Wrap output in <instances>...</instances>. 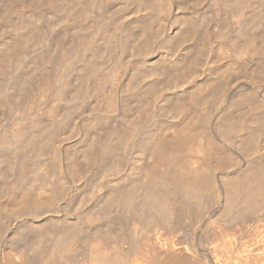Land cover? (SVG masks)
<instances>
[{
  "label": "rangeland",
  "instance_id": "obj_1",
  "mask_svg": "<svg viewBox=\"0 0 264 264\" xmlns=\"http://www.w3.org/2000/svg\"><path fill=\"white\" fill-rule=\"evenodd\" d=\"M231 1L233 4L231 3ZM254 1V5L256 3L258 4L257 6H252V2H249V4L251 3L249 5L246 1L244 3L248 5H246V7L243 6V9L241 8V11V9H238L239 7L237 5L235 6L234 0H229V2L228 0H222V2L225 4H222V6L220 5V0H103V2L107 3V5L109 6V12L106 10L107 12L103 13L101 9L99 10V2H101V0H0V54L2 53L0 58L4 56L3 53L5 54L6 49L11 43L10 41H13V43H11L12 46L16 43L14 41H17V43H19V41H23L24 37H26L24 44L23 42H21L23 44L22 47L24 50L21 51L22 55L13 57V60L10 59L9 61H7V65L5 66V69L7 71L4 70L5 73L2 72L4 76H1L2 73L0 74V78L2 77L0 81V105L3 106H0V114L2 115H0V148L3 147L2 151L1 149L0 151L5 152L6 149V153H8L7 159L5 158L6 153H0V175L1 173L4 174L0 176L3 178L2 180L0 178V264H4L5 262L7 264H32L33 262V264H37L38 262L34 261L36 259L30 256L31 252L28 254L29 250H26L27 246H25V237L29 235V233L32 234L35 231L42 229L43 227L41 226H44V224H41L45 223L44 221L46 220L49 221V218H55L57 220V223L52 225L54 229L62 226V224L65 222V219L70 222L72 221L71 223H75L77 219L81 221V224L85 222V226L84 224L81 225L80 234L82 233V237L79 235L74 243V246L71 245V248H73L72 250H70V256L71 260L79 259L81 257H84V255L86 256V252L87 254H89L87 242L89 241L88 243H98L99 240L101 242V238L98 236L104 235V233L107 234L113 229L111 222L108 223L111 218H105L107 216H110L111 213L114 212V210H109L106 206H103L106 203V200L104 201V199L102 200V198L108 197V195L105 194H109L112 190V193H114L116 190H119L118 188L125 189L129 186V184L135 182V179L133 180V176L132 179L129 180L124 178H129L128 175L130 176L133 174L136 178V174L138 173L136 171L137 169H139L137 168L139 167L138 165H141L142 163L148 164L151 160L153 163H156H154L156 167L162 168L167 164L166 159L171 158L176 154V156L180 158L181 166L184 164L186 165L184 166V168L187 169L191 166L189 169H193L192 171H200L199 169H201V172H205V174L206 172H208V174H211L213 176L211 177L210 175V177L212 178L211 185H213L212 189L214 190L213 193L211 190L206 194L208 196H205L204 201L201 205L202 209H204L203 212L205 213L203 214L206 217H204V222L202 224L200 221L197 222V220H195V222L192 221L193 223H190V216L192 212L190 211L189 214L188 211L191 209L188 206L191 207V204H193L192 201L187 200L189 201L187 202L186 200L183 201L182 199L178 200L179 198L175 199L176 205L182 211V213H184V217L182 219L183 224H181L182 227L178 228L177 230L171 231L168 229L169 227H166V225H164L163 223L161 224L162 219H160L157 231L158 233H161V235L163 236L161 237L162 239H164L163 242L165 241V243L167 244L164 245L165 243H163L161 244V246L164 245L165 247H159V249L163 251L161 252L162 254L158 256V258H160H157V261L156 258L153 260L151 259L150 261L153 264H157L159 261L160 263L158 264H264V220L258 221L255 224L256 226L254 225L251 228L248 227L250 225V222L244 221L236 225H231L230 223L226 222L228 221V217H226V219L223 217L226 215L229 216L226 211H223L224 208H222L223 206L225 207L224 204H227L228 200L227 202L224 201L226 198L222 197L220 194V191L227 192V185L224 184V182H227V178L230 176V174L233 175V173L239 171H246V168L253 163L252 160L254 162L264 161L262 159L264 157V139L262 141V137L264 136V132H262L264 130V5L262 3H264V0ZM229 3H231V5H229ZM157 5L160 6V11H158L159 13L157 12L158 14L154 13L155 15L153 14V16L149 11H151L154 7L156 8ZM85 6H88V13L84 14L85 17H83L85 19L83 21V18L78 19L79 21L83 22L82 24L79 25L80 22L78 20L67 16L69 15V13L70 15L73 12L76 13L75 11H79V8L82 9ZM235 7H238L236 10H238L239 12L235 10ZM113 8L116 9L113 10ZM234 11H236L237 13H235ZM148 12L151 14L149 15ZM240 12H242L243 15ZM238 13L239 15H241V18L237 17ZM115 15L116 17H114ZM66 17H68L69 19ZM70 19L72 20V22ZM186 19L187 21L191 20L190 22L193 23L187 24L189 22L188 21L186 24H184ZM63 20L66 22L63 23ZM179 21L180 23L182 22V24H180ZM68 22L71 25H69ZM73 22L78 23L76 24L77 26L75 25V23L73 24ZM186 25L191 26L192 29L194 26V29L198 31L197 33H200L202 36H200V34H197L198 36H200V38L197 35L196 38L193 35H189L190 37H188V35L187 37H182L184 29L187 28ZM100 26H106L104 28L105 31H109V34L113 32L111 34V39L113 37L116 39H113V41L110 39L111 43L109 42L108 44L109 39L107 37L101 36L103 35L102 33L104 32V29L102 27L100 28ZM122 27L123 32L126 31L124 29L129 28L130 31L128 32L127 30V34L125 32L123 33L121 32ZM34 31L36 34H38L36 35V37L34 36ZM246 31L248 33H246ZM66 33L68 35H66ZM131 33L133 34V36L131 35ZM42 34H44L46 39L41 36ZM56 34L61 35V37L63 36V38H65L64 36L66 35L67 38H65V41L67 39V41L70 42H65L68 43L67 49L71 52V54H69V51L67 50L68 53L64 56H68V54L70 57L73 56L71 57L73 58L72 60L69 59L70 57L68 56V59L71 61H68L67 57L64 58L66 59L65 61L67 63L70 62L68 64L66 62L64 64V61H62L63 58L59 57L62 54L61 48L56 47V50L54 51L56 45L51 44V42L53 41H51L50 39H53L54 36H57ZM253 34L255 36H252ZM124 35H126V37L123 38L125 41L123 40L124 43L122 44L120 43L122 42L121 37H123ZM128 35L131 36L129 37ZM178 35L180 37H178ZM37 36L41 37L42 39L39 38L41 39L39 40ZM251 36L252 38H250ZM90 37L93 40H91V43L88 44L89 40L91 39ZM253 37H255L256 39ZM106 38L108 39V41ZM186 38H188L187 40L192 38L191 40L193 41L190 40L192 43L189 41H182L186 40ZM180 40L182 41V43H180ZM245 40H248V42L250 41V43H248V45L250 44L249 46L246 45L247 42H245ZM251 41H254L255 44H253L257 46V48L253 44L251 45ZM236 42H240L241 45L239 46L240 43L236 45ZM177 43H179L181 47ZM242 43L245 44L242 46ZM85 44H87V46ZM184 44H186V46ZM51 45L53 46V48ZM70 46L71 50L69 49ZM95 46L96 49L98 48L100 51H96ZM120 46L123 47L121 48ZM244 47L246 49H244ZM2 48H5V51ZM185 49L189 50L185 51ZM253 49H255V51ZM58 51L59 53H57ZM190 51L191 53H193V55L190 53ZM95 52H99L101 53V55ZM185 52H189L192 56ZM56 53L59 54V56H57ZM92 53H94V55H92ZM96 55L98 57H96ZM188 55L190 58H192L191 60ZM91 56H94V58L96 59L92 58L94 61L90 60ZM113 56L115 57V60L113 59ZM117 56L120 58L121 63L119 62V59H117ZM89 57L90 59H87ZM194 57L196 58L195 60L197 63L194 62ZM59 58H61V61L59 63L60 65L57 64L58 62H54L58 61ZM88 60L91 62L90 64H87ZM114 62H117L116 64L120 65H116ZM61 63L64 65H62ZM79 63L83 64L80 65ZM54 64L56 67H58L56 68ZM77 65H79V69L77 68ZM91 65H93V67ZM191 65L192 67H190ZM63 66H66L67 69ZM186 66L189 67L186 68ZM59 67L65 69L63 70ZM80 67H83L82 74L84 76L79 75V70L81 69ZM58 68L59 70H61V73H58ZM90 69L93 70L92 72L94 74L91 73ZM111 69L113 71H116L112 73ZM86 71L88 73L90 71L89 77L85 76V74L88 75V73H85ZM155 72H160L161 74L165 75L160 76L159 73L156 74ZM76 73L79 74L77 75ZM20 74L26 76L27 78L34 77L35 79H32L33 83L35 81H39L41 85L39 84L37 87L36 82L34 83V86L33 83L29 81V83L26 82L25 85L24 81H19ZM45 75H47V77H49L50 79V81L48 80V78L46 80L49 82H46L44 80V84H46L47 87L46 85L42 84L43 79H46L44 78ZM15 78H17L18 80H15ZM80 78H82V82H78L81 81ZM89 78L92 79L90 80ZM69 79V86L72 87V85H74L72 87V91V88L70 90H65V85L62 87L64 82ZM86 79L88 83L84 82ZM11 83L15 84L11 85ZM22 83H24L26 87L22 86L24 88L19 90V85H23ZM75 83L78 86H75ZM82 83L86 85L83 86ZM28 84L30 85L27 87ZM88 84L90 87L87 86ZM41 86H45V89ZM60 86L62 87V89L64 88L66 92L68 91V93H65L63 90H61ZM79 86L80 88H78ZM153 86L156 87L152 88L153 90H151V87ZM81 87L83 89L85 87L84 91L83 89H81ZM15 88L18 89L15 90ZM25 88H27V90ZM30 88H32L31 91ZM59 89L64 93L60 92ZM58 90L60 93L58 92ZM86 90H88V92ZM150 90L152 92H150ZM27 91L29 93H26ZM146 91H149L148 94ZM32 92L34 93L32 94ZM20 93H23V95L20 96ZM58 93L61 97H63V94L65 97L66 94V99L59 97L57 95ZM2 100L6 102L4 103ZM11 102H14L13 106L11 105ZM131 103L135 105L134 109ZM173 103L183 105L185 106V108H187L188 106V110L184 109L183 112H181L180 110H173L174 112H172L169 105H172ZM137 105H139L140 107H137ZM131 107L132 112L130 110ZM168 107L170 108V110L167 114L166 112L168 111L167 109H169ZM18 108H20L21 110ZM128 109L130 111H128ZM178 112H181L182 114ZM138 115L142 116L143 119ZM247 115L249 116V119H253L255 116L258 117L259 120L256 118L258 123H256V121L254 122L258 125L257 127L261 129L260 132V129H258L257 127L256 129L255 125L254 128L258 132L253 127H249L252 131V133L250 131V134L248 133L250 129L247 128V131L240 130L241 132H238L240 135H238V133L237 136L236 134H231V136L230 134H228V137H225L223 135L224 133H222L221 130L218 129V123L222 119H228L230 121L233 119L232 121L237 122L238 120L240 121V118L245 117L246 119H248ZM251 116L253 118H251ZM138 118H141V122H139L140 120ZM245 118L243 120L241 119L240 122L246 121ZM32 120L33 126L37 121H39L40 123L37 122V126L35 125L34 127H31ZM192 120H194V122L197 121V124H191ZM135 122L138 123L137 126ZM140 123L142 126L140 125ZM130 124L133 126L135 125V130H137L133 132L135 126L130 127ZM145 124H147L148 126ZM58 125L61 130L58 128ZM143 125H145L146 127ZM182 125L184 128L182 127ZM25 127H27L29 131L32 128H35L33 129L34 131L36 130V128L40 129L38 130V132L37 130L35 131L36 137L34 135V131H32L33 133H31L34 135V137L30 135V138H28L27 135L29 136V134L31 133L27 132L28 130ZM46 127L47 129H45ZM126 127H129V129H127ZM140 127L142 128L140 129ZM143 127L145 128V130L143 129ZM43 128L47 132L45 130L42 131ZM151 128L154 129V132H158V137L157 135L155 136L156 132L154 133ZM16 129H18L19 131H24L25 138L22 137L24 140L20 139L21 142H19L20 140L18 142H15L11 146V150L9 149L11 147L3 146V142L6 139L10 138V136H12L15 131H17ZM119 130L121 132H118ZM125 130L127 134L130 132L132 134V136H130L131 134H125L129 139L127 141L128 143H125L127 138H125L126 136H123L124 134H122L123 132H125ZM242 131L247 136L246 138V136L243 134L244 139H246L244 141H247L248 138L252 137V140H254L253 145L251 142V144H248V142L241 141L243 139V136H241ZM42 132H45V135ZM55 132H57V134ZM109 132L110 135H113V133L114 135L110 136L109 134H106ZM253 132L255 135H258L260 133L257 136L258 139L256 143V137L255 135H253ZM38 133H40V135L42 133L41 136L44 137V141H41L43 140V138L39 137L40 135ZM119 134L120 138L118 139L123 140V138H125V141L123 140L124 142H119L117 140ZM220 134L223 138H225L223 139ZM153 135L154 138L157 137L156 139L161 137L162 140L163 138V143H166L163 145L167 146V153L169 152L168 156L170 155V153L171 155L172 153L175 155H170L171 157L167 158L166 152H163L164 155H161L162 153H160V156L159 153L157 154L156 152H154L155 144L153 143L156 139L153 138ZM194 135H196L197 137ZM45 136H49L50 139H46ZM38 137L42 139L39 140ZM259 137L261 140L259 139ZM26 138L27 140H25ZM99 138L108 140V142H106L107 145L110 146L109 148H111L109 149L110 151H106L105 149L103 150V152L106 153H103L102 151L98 152L96 140L98 141ZM149 138H151L152 140ZM233 138L235 141L233 140ZM144 139H146V141H149L148 145H146L149 146L147 147V149L151 150V152L152 150H154L153 152L155 154L153 152L151 153L149 150V152H147V149H144V146L147 143L144 141ZM213 139L218 140H216L215 142ZM231 140H233L234 143ZM23 141H26V143ZM93 141L95 142V144L93 143ZM115 141L118 144L115 143ZM210 141L211 144L213 142L212 145L209 144ZM217 141L219 142V144L217 143ZM142 142L143 144H141ZM168 142H170V144ZM17 143L21 145H18L19 148L17 146ZM89 143H93L92 147L94 148H92ZM119 143H121V145ZM171 143L174 144V146L172 144L173 147H175V145L177 146L175 148L177 149V151H175L172 146L171 148L168 147V145L170 146ZM180 143L182 144L180 145ZM239 143L241 146H239ZM242 143L247 144L242 145ZM257 143L259 144V148H257ZM30 145L33 146V148ZM41 145L47 149V152L46 150L44 151L41 147H38ZM213 145H216L215 147H217V149ZM245 145L247 146V148H245ZM13 146H15L16 149ZM24 146H26L27 148ZM252 146L256 147L255 149L258 152L254 150ZM22 147L24 148L23 150ZM178 147L180 148V150H178ZM37 148L39 149V151ZM90 148H92L93 150L91 149L90 151ZM168 148L171 150H169ZM142 149L143 151L146 150V152H142ZM244 149L248 150L243 151ZM251 149L255 152H253L254 155L252 154V156L250 154L252 153ZM32 150L35 152H33ZM204 150H206V153H208L207 155L204 153ZM210 150L212 151L210 152ZM249 150L251 152H248ZM37 151L38 154L42 156L37 155ZM140 151L146 155L141 154L143 156H138L141 153ZM32 152L35 154H33ZM21 153H23L24 156ZM94 153H97V155L101 159ZM150 153L152 155V158L154 159L148 158L151 157ZM178 153L180 154V156ZM216 153L218 154V156L215 155ZM246 153H248V156H251V158H248ZM258 153L259 155H262L259 156ZM9 154L13 156H9ZM91 154H93L94 157L96 156V158L93 159V155L91 156ZM18 155L21 156L18 158H20L19 160L23 162V165L27 170L23 167L22 170H20L21 167L17 168V166H20L18 165L20 161L18 160L19 162H17V160L14 159H17ZM26 155L28 158H25ZM164 156H166V159L164 158L166 162L162 159ZM10 157L14 161H16V163L13 161L14 165L10 164L12 163V159H10ZM23 157L25 159H23ZM29 157L31 160H29ZM155 158L158 162L155 161ZM186 159H189V161H187ZM217 159H219L220 162L219 160L217 161ZM247 159L249 160L247 161ZM250 159H252L251 163H249ZM26 160H29V162H27ZM160 160L164 162V164L162 163V165H160ZM73 161L75 163H73ZM186 162L188 163L186 164ZM215 162H219L221 166L217 163L216 166L213 165ZM45 163H47L48 166ZM151 163L149 164L153 166ZM44 164L47 166V168L44 167ZM71 164H73V166ZM74 164L76 165V167L74 166ZM50 167L53 170H51ZM81 167H84V169H82ZM196 167H198V169ZM80 169H82L84 172ZM16 171L18 174H16ZM21 171H23V174ZM130 172H132L133 174H130ZM44 175L49 176L45 177ZM118 177H121V179H119ZM111 181L113 183L115 182L116 185L111 184ZM139 196L141 197V195ZM21 199H30L26 200L28 204H31L27 209L32 210L26 211V214L23 215H16L17 208L19 207H17V203ZM100 200L101 202L103 201L105 203H103L102 205ZM73 201H75V203H73ZM13 205L14 207H17L15 208L16 210H14ZM32 206L36 208H33ZM74 206H76L77 208H73ZM43 207H45L46 209ZM100 207L108 209L109 211H111V213L108 211L110 213L109 214L107 210L105 212V209L102 210V208ZM35 209L37 211V214L34 215V213H36ZM221 211H223L224 213ZM68 212L70 214H68ZM121 212L124 214L123 216L125 217V219H123V216L122 219L123 221H125V223L127 221V223H129V226L133 227L134 225H137L139 227V225L137 224V218L135 214L131 212V210H129V212H124L123 209V211ZM262 212L263 214H259L261 217L262 215H264V210ZM107 213L108 215H106ZM132 213L136 220L133 218ZM186 214H189V217ZM78 217H80V219ZM187 221L189 223H187ZM31 223L33 224L34 228L30 226L32 225ZM38 223H40V227H38ZM97 226L99 227L97 228ZM100 227H104L103 230L102 228L100 229ZM28 228L29 230H26ZM32 228L36 229L33 230ZM96 228L99 231L102 230L101 232L103 234H99ZM82 229L84 230V232ZM105 230H108V232H106ZM84 237L86 238V240H84ZM21 238L23 239L21 240ZM87 238L89 240H87ZM165 239L167 240V242ZM131 243L132 240L127 238L126 241L122 242L123 245L121 246L127 248L132 245ZM77 246H79L78 249L76 248ZM187 246H192L193 250L191 249L183 251ZM75 249L79 250L80 253L79 251L75 253L77 251H75ZM81 251H85V253H83L82 255ZM164 252L168 254L167 255L165 253L167 256H176L175 258L177 259L175 263H162L164 257L166 256ZM168 252H173L174 254ZM182 252L184 253L182 254ZM71 253H75V257H73L74 255L72 254V256ZM161 256L163 258H161ZM57 261L58 259L53 258L52 262L50 261L51 263L49 264H61V262L62 264H66V262H64L65 260L62 261L61 259L60 261ZM80 261V263L78 262V264H82L83 262L85 263L84 258H82V260ZM150 261H148L147 263L152 264ZM38 264L42 263L39 262Z\"/></svg>",
  "mask_w": 264,
  "mask_h": 264
},
{
  "label": "bare ground",
  "instance_id": "obj_2",
  "mask_svg": "<svg viewBox=\"0 0 264 264\" xmlns=\"http://www.w3.org/2000/svg\"><path fill=\"white\" fill-rule=\"evenodd\" d=\"M15 1V0H14ZM107 1V0H106ZM215 1V0H214ZM219 1V0H218ZM225 1V0H224ZM248 2V4H249V2H252L253 3V1L254 0H251V1H248V0H234V4H235V6L237 5L238 7V9H241L243 6L244 7H246V5H248V4H245L244 2ZM256 1H258V0H256ZM43 2V1H42ZM228 2H229V0H228ZM255 2V1H254ZM260 2V1H259ZM109 3H110V1H109ZM155 3V2H154ZM191 3V2H190ZM231 3H232V1H231ZM231 3H229V5H231ZM261 3V2H260ZM44 4V3H43ZM90 4V3H89ZM89 4H88V6H89ZM194 4H195V2H194ZM222 4L223 5H225L223 2H222V0H220V5L222 6ZM226 4H227V1H226ZM233 4V3H232ZM251 4V3H250ZM249 4V5H250ZM263 5H264V3H262ZM261 4V5H262ZM110 5V4H109ZM112 5V4H111ZM150 5V4H149ZM171 5V4H170ZM197 5V4H196ZM219 5V4H218ZM252 6L254 5V3L253 4H251ZM255 5L257 6L258 4H256L255 3ZM254 5V6H255ZM260 5V6H261ZM84 6V5H83ZM88 6H85L84 8H82V9H80L79 8V11L77 12V11H75L76 13H72V14H74V15H70V13H69V15H67L68 17H72V18H74L75 20H78V19H80V18H83V17H85V15L84 14H87L88 12ZM233 6V5H232ZM97 7H98V5H97ZM135 7V6H134ZM224 7V6H223ZM248 7V6H247ZM262 7V6H261ZM139 8V7H138ZM236 7H235V10L237 9ZM255 8V7H254ZM101 9V11L104 13H106L107 11H108V9H109V6L107 5V3H105V2H103V0H101V2H99V10ZM112 9V8H111ZM110 9V10H111ZM116 9V8H115ZM114 8H113V10H115ZM190 9V8H189ZM193 9V8H192ZM233 9V8H232ZM243 9V8H242ZM242 9H241V11H242ZM260 9V8H259ZM107 10V11H106ZM263 10V9H262ZM100 11V12H101ZM112 11V10H111ZM147 11H148V9H147ZM158 11H160V6H156V8L154 7L151 11H149V12H151V13H149V15L151 14V15H153L154 13H157ZM237 12H239L238 10H236ZM236 11H234L235 13H237ZM109 12V11H108ZM120 12V11H119ZM233 12V13H234ZM263 12V11H262ZM159 13V12H158ZM157 13V14H158ZM234 13V14H235ZM241 14H242V12H240ZM264 13V12H263ZM109 14V13H108ZM83 15V16H82ZM155 15V14H154ZM153 15V16H154ZM239 13L237 14V17H239V18H241V15H239ZM243 15V14H242ZM110 16V15H109ZM68 17H66V18H68ZM114 17H116V15L114 16ZM71 18V19H72ZM103 18V17H102ZM180 18H182V17H180ZM190 18V17H189ZM69 19V18H68ZM70 19V20H71ZM85 18H83L82 19V21L84 20ZM69 20V21H70ZM193 20V19H192ZM64 21V20H63ZM62 21V22H63ZM79 21V20H78ZM101 21V20H100ZM176 21H178V20H176ZM184 21V20H183ZM189 21V20H188ZM187 19H186V21H185V23L184 24H186L187 22ZM191 21V20H190ZM188 22L187 24H190L191 22ZM66 21H64L63 23H65ZM71 22H72V20H71ZM77 22V21H76ZM80 23H79V25L80 24H82L83 22H81V21H79ZM199 22V21H198ZM69 23V22H68ZM75 22H73V24H74ZM179 23H180V21H179ZM193 23V22H192ZM191 23V24H192ZM37 24V23H36ZM72 24V25H73ZM76 24H78V23H75V25ZM180 24H182V22L180 23ZM38 25V24H37ZM68 25V24H67ZM69 25H71L70 23H69ZM27 26H29V25H27ZM77 26V25H76ZM185 26V25H184ZM102 26H100V28H101ZM106 26H104V27H102L103 29L105 28ZM108 27V26H107ZM181 27H183V26H181ZM186 29H184V33H182V37L183 36H186L187 37V35H188V37H190L191 35H193V36H195V38H196V35L197 34H200V33H197L198 31H196L195 29H194V26H193V29H192V27L191 26H187L186 25ZM29 29V28H28ZM34 29V28H33ZM42 29V28H41ZM183 29V28H182ZM106 30H108V29H106ZM110 30V29H109ZM124 30H126V31H124L125 33L127 32V30H128V32L130 31V28L129 29H124ZM133 30V29H132ZM131 30V31H132ZM207 30V29H206ZM35 31H38V30H35ZM35 31H34V33H35ZM103 31V30H102ZM182 31V30H181ZM30 32V31H29ZM100 32V31H99ZM98 32V33H99ZM111 32H112V30H111ZM121 32H123V27H122V31ZM123 32V33H124ZM134 32V31H133ZM199 32H200V30H199ZM44 33V32H43ZM113 33V32H112ZM112 33H110L109 34V31L107 32V31H105V29H104V32L102 33L103 35H101V36H104V37H107L108 39H109V41H108V39H107V41H108V44H109V42H110V39H111V37H112ZM246 33H248L247 31H246ZM64 34V33H63ZM127 34V33H126ZM129 34V33H128ZM22 35V34H21ZM36 35H38V34H36L35 33V37H36ZM57 36H54L53 37V39L51 38H48V39H50L51 41H53V42H51V44L52 45H56L55 46V49H54V51L56 50V47L58 48V47H60L61 48V52H62V54H61V56H59V54H57V53H59V51L56 53L57 54V56H59V57H61V58H63V60L62 61H64V64H65V60L66 59H64L65 57H67V59H68V56H69V54H71V52L67 49L68 47V43H65L66 41H67V39H66V41H65V38H67L66 37V35H68L67 33H66V35L64 36L65 38H63V36L61 37V35H59V34H56ZM59 35V36H58ZM115 35V34H114ZM131 35L133 36V34L131 33ZM130 35V36H131ZM190 35V36H189ZM251 35V34H250ZM40 36V35H39ZM39 36H37V38L39 39V38H41V37H39ZM42 37H44L45 38V36H44V34H42L41 35ZM49 36V35H48ZM129 36V35H128ZM129 36V37H130ZM192 36V37H193ZM198 36V35H197ZM200 36H202L201 34H200ZM200 36H198L199 38H200ZM206 36V35H205ZM252 36H255L254 34L252 35ZM252 36L250 37V38H252ZM21 37V36H20ZM29 37V36H28ZM116 37V36H115ZM124 37H126V35H124L123 37H121V41L122 42H120V43H124L123 42V38ZM178 37H180L179 35H178ZM248 37H249V34H248ZM257 37V36H256ZM25 38L26 37H24V40L22 41L21 40V42H23V44H24V41H25ZM31 38V37H30ZM91 38V37H90ZM194 38V37H193ZM194 38V39H195ZM253 38H255V37H253ZM14 39V38H13ZM16 39H19V38H16ZM22 39V38H21ZM42 39V38H41ZM41 39H39V40H41ZM46 39V38H45ZM69 39V38H68ZM105 39V40H106ZM113 39H116V38H112L111 40L113 41ZM172 39V38H171ZM184 39H185V37H184ZM188 38H186V40H182V41H189V42H191V41H193V40H191V39H189V40H187ZM203 39V38H202ZM206 39V38H205ZM256 39V38H255ZM254 39V40H255ZM28 40V39H27ZM26 40V41H27ZM91 40H93L92 38L89 40V42H88V44H90L91 43ZM191 40V41H190ZM204 40V39H203ZM207 40V39H206ZM252 40V39H251ZM125 41V40H124ZM177 41V40H176ZM181 41V40H180ZM179 41V42H180ZM182 41L180 42V43H182ZM195 41V40H194ZM11 43H13V41H10ZM14 42H16L15 44H13L12 46H11V43L9 44V46H8V48L6 49V52H5V54L3 53V57H1L0 58V74L2 73V72H4V70H6L5 69V66L7 65L6 64V62L7 61H9L10 59H12L13 57H18L19 55H22V53H21V51H24L23 50V47H22V43L19 41V43H17V41H14ZM42 42V41H41ZM67 42H69V41H67ZM196 42H197V39H196ZM195 42V43H196ZM244 42V41H243ZM245 42H247V44L246 45H248V43H250V41L248 42V40L246 41L245 40ZM252 42V41H251ZM9 43V42H8ZM43 43V42H42ZM48 43V42H47ZM70 43V42H69ZM111 43V42H110ZM126 43V42H125ZM145 43V42H144ZM192 43V42H191ZM240 42H236V45L237 44H239ZM254 43V41L251 43V45ZM5 44H7V43H5ZM119 44V43H118ZM148 44V43H147ZM177 44H179V43H177ZM188 44V43H187ZM235 44V43H234ZM245 44V43H244ZM243 43H242V46L244 45ZM255 44V43H254ZM253 44V45H254ZM42 45V44H41ZM50 45V44H49ZM51 45V46H52ZM86 46H87V44H85ZM95 45V44H94ZM121 45V44H120ZM145 45V44H144ZM185 46H186V44H184ZM233 45V44H232ZM241 45V43L239 44V46ZM250 45V44H249ZM248 45V46H249ZM7 46V45H6ZM79 46V45H78ZM90 46V45H89ZM93 46V45H92ZM91 46V47H92ZM99 46H101V45H99ZM113 46V45H112ZM148 46V45H147ZM179 46H180V44H179ZM184 46V47H185ZM241 46V47H242ZM255 46V45H254ZM254 46H252V47H254ZM50 47V46H49ZM94 47V46H93ZM118 47V46H117ZM121 47V46H120ZM123 47V46H122ZM121 47V48H122ZM126 47V46H125ZM143 47V46H142ZM149 47V46H148ZM181 47V46H180ZM180 47H179V49H180ZM235 47H238V46H235ZM247 47V46H246ZM251 47V46H250ZM256 48H257V46H255ZM52 48H53V46H52ZM59 48V49H60ZM71 48V46L69 47V49ZM113 48V47H112ZM248 48V47H247ZM4 51H5V48H2ZM44 49V48H43ZM47 49V48H46ZM95 49H96V46H95ZM120 49V48H119ZM240 49V48H239ZM244 49H246L245 47H244ZM243 49V50H244ZM252 49V48H251ZM52 50V49H51ZM58 50V49H57ZM69 51V54H68V56H64L65 54H67L68 53V51ZM71 50V49H70ZM94 50V49H93ZM100 51L98 48L96 49V51ZM121 50V49H120ZM124 50V49H123ZM143 50V49H142ZM178 50V49H177ZM186 50H189V49H185V51ZM242 50V49H241ZM254 51H255V49H253ZM3 51V52H4ZM112 51V50H111ZM119 51V50H118ZM192 51V50H191ZM191 51H190V53H191ZM240 51V50H239ZM47 52H49V51H47ZM52 52V51H51ZM178 52V51H177ZM181 52V51H180ZM236 52H238V51H236ZM241 52V51H240ZM46 53V52H45ZM95 53H98V54H100L101 55V53H99V52H95ZM120 53V52H119ZM185 53H187V52H185ZM189 52L187 53V54H189V55H193V53H191L190 54ZM242 53V52H241ZM2 54V53H1ZM1 54H0V56H1ZM40 54V53H39ZM97 54V55H98ZM112 54V53H111ZM186 54V55H187ZM64 57H63V56ZM92 55H94V53H92ZM96 55V57H98ZM189 55H188V57H189ZM191 55V56H192ZM199 55V54H198ZM56 56V55H55ZM54 56V57H55ZM115 56V55H114ZM113 56V57H114ZM185 56V55H184ZM70 57V56H69ZM71 57H73V56H71ZM69 58V59H73V58ZM118 57V56H117ZM116 57V58H117ZM42 58V57H41ZM61 58H59L58 59V61H54V62H58L57 64L58 65H60L59 63H60V61H61ZM96 59V58H94V56L92 57L91 56V59H90V57L89 58H87V59H90V60H93V59ZM100 58V57H99ZM190 58V57H189ZM68 59V61H71V60H69ZM114 60H115V57L113 58ZM117 59H119V62H120V58L118 57ZM192 58H190V60H191ZM196 58L194 57V60H195ZM13 60V59H12ZM19 60V59H18ZM56 60H57V58H56ZM86 60V59H85ZM99 60V59H98ZM122 60V59H121ZM15 61V60H14ZM49 61V60H48ZM94 61V60H93ZM185 61V60H184ZM35 62V61H34ZM42 62V61H41ZM44 62V61H43ZM46 62V61H45ZM50 62V61H49ZM117 62H118V60H117ZM116 62V63H117ZM195 63H197L196 62V60L194 61ZM22 63V62H21ZM25 63V62H24ZM31 63V62H30ZM38 63V62H37ZM48 63V62H47ZM63 63V62H62ZM61 63V64H62ZM67 63V62H66ZM68 63H70V62H68ZM67 63V64H68ZM90 64L91 62L88 60V62H87V64ZM115 63V62H114ZM115 63V64H116ZM121 63V62H120ZM191 63V62H190ZM189 63V64H190ZM9 64H10V62H9ZM64 64H62V65H64ZM80 64V63H79ZM83 63H81L80 65H82ZM87 64H86V66H87ZM115 64H114V66H115ZM37 65V64H36ZM40 65V64H39ZM43 65V64H42ZM116 65H120V64H116ZM193 65V64H192ZM192 65L190 66V67H192ZM196 65V64H195ZM194 65V66H195ZM32 66V65H31ZM54 66H55V64H54ZM68 66V65H67ZM78 66L79 65H77V68H78ZM86 66H85V68H86ZM92 67H93V65H91ZM113 66V67H114ZM35 67V66H34ZM52 67V66H51ZM56 67V66H55ZM58 67V66H57ZM56 67V68H57ZM63 67H65L66 68V66H63ZM75 67V66H74ZM117 67V66H116ZM185 67V66H184ZM189 67V66H188ZM187 66H186V68H188ZM60 68V67H59ZM59 68L57 69V70H59ZM62 68V67H61ZM60 68V69H61ZM65 68H62L63 70L65 69ZM69 68V67H68ZM76 68V69H77ZM81 69L79 70V73H76L77 75L79 74V75H83L82 74V71H83V67H80ZM85 68H84V70H85ZM121 68V67H120ZM185 68V69H186ZM37 69V68H36ZM46 69V68H45ZM67 69V68H66ZM79 69V68H78ZM77 69V70H78ZM89 69V68H88ZM113 69V68H112ZM111 69V70H112ZM116 69V68H115ZM184 69V70H185ZM193 69V68H192ZM62 70V71H63ZM71 70V69H70ZM77 70H76V72H77ZM117 70H118V68H117ZM187 70V69H186ZM260 70V69H259ZM258 70V71H259ZM7 71V70H6ZM26 71V70H25ZM90 71H91V73H93L92 71V69H90ZM90 71H89V73H90ZM114 71H116V70H114ZM113 70H112V73L114 72ZM262 71V70H261ZM27 72V71H26ZM44 72V71H43ZM61 73V70H59L58 71V73ZM64 72V71H63ZM62 72V73H63ZM70 72V71H69ZM163 72V71H162ZM5 73V72H4ZM49 73V72H48ZM84 73V72H83ZM85 73H88L87 71L85 72ZM89 73H88V75L87 74H85V76H90L89 75ZM111 73V72H110ZM156 73V72H155ZM159 73V75L160 76H164L163 74H161L160 72H157L156 74H158ZM76 74H75V77H76ZM94 74V73H93ZM181 74V73H180ZM189 74V73H188ZM6 75V74H5ZM35 75V74H34ZM54 75V74H53ZM70 75V74H69ZM95 75H96V73H95ZM107 75V74H106ZM169 75V74H168ZM1 76H4V74L2 73V75ZM84 76V75H83ZM82 76V77H83ZM92 76V75H91ZM170 76V75H169ZM52 77V76H51ZM65 77V76H64ZM77 77H80V76H77ZM167 77V76H166ZM171 77V76H170ZM176 77V76H175ZM2 78V77H1ZM1 78H0V81H1ZM5 78V77H4ZM17 78H18V76H17ZM17 78H15V80L17 79ZM34 77H32V78H27L26 76H24V75H21L20 74V76H19V81L21 82V81H24L25 82V85H26V82L27 83H29V82H31V83H33V79ZM44 78H46V79H43V85H46V84H44V80L46 81L47 80V78H48V80L50 81V79H49V77H47V75H45L44 76ZM68 78H69V76H68ZM106 78V77H105ZM164 78V77H163ZM162 78V79H163ZM169 78V77H168ZM173 78V77H172ZM35 79V78H34ZM81 79V81H78V79H77V81L78 82H82V78H80ZM79 79V80H80ZM85 79V78H84ZM90 79V78H89ZM92 79V78H91ZM90 79V80H91ZM4 80V79H3ZM15 80H13V81H15ZM18 80V79H17ZM39 80V79H38ZM63 80V79H62ZM169 80V79H168ZM29 81V82H28ZM41 81V80H40ZM49 81H46V82H49ZM70 79L69 80H66L65 82H64V84L62 85V87L64 86V88H65V90L67 89V90H70L74 85H72V87L71 86H69L70 85ZM73 81V80H72ZM71 81V82H72ZM96 81V80H95ZM176 81V80H175ZM36 82V81H35ZM34 82V83H35ZM45 82V83H46ZM74 82H75V80H74ZM84 82H87V79L84 81ZM93 82V81H92ZM170 82V81H169ZM33 83V85L35 86V84ZM51 83V82H50ZM88 83V82H87ZM97 83V82H96ZM168 83V82H167ZM4 84V83H3ZM12 84H15V83H11V85ZM23 85H19V90H21V89H23L24 87H22V86H25L24 85V83H22ZM40 84V82L39 81H37L36 82V86L38 87V85ZM71 84H73V83H71ZM81 84V83H80ZM172 84V83H171ZM30 84H28L27 85V87L29 86ZM41 85V84H40ZM53 85H54V82H53ZM77 84L75 83V86H76ZM82 85L84 86V85H86V84H83L82 83ZM90 85H91V83H90ZM78 86V85H77ZM87 86H89V84L87 85ZM86 86V87H87ZM26 87V86H25ZM33 87V86H32ZM42 87V86H41ZM46 87H47V85H46ZM49 87V86H48ZM61 87V86H60ZM62 87H61V90H63L65 93H68V91L66 92L65 90H64V88L62 89ZM67 87H69V88H67ZM90 87V86H89ZM156 87V86H155ZM154 86L153 87H151V90H153L152 88H155ZM35 88V87H34ZM40 88V87H39ZM42 88H44L45 89V86L44 87H42ZM78 88H80V86L78 87ZM14 89V88H13ZM18 89V88H17ZM16 88H15V90H17ZM26 90H27V88H25ZM31 89L32 88H30V91H31ZM43 89V90H44ZM48 89V88H47ZM77 89V88H76ZM81 89H83L82 87H81ZM84 89H85V87H84ZM84 89H83V91H84ZM88 89V88H87ZM150 89V88H149ZM60 90V89H59ZM59 90H58V92H59ZM60 90V92H63V91H61ZM73 90V88L71 89V91ZM75 90V89H74ZM79 90V89H78ZM77 90V91H78ZM148 90V89H147ZM150 90V92H152ZM13 91V90H12ZM28 91H29V89H28ZM26 92V93H29V92ZM34 91V90H33ZM41 91H42V89H41ZM81 91V90H80ZM87 92H88V90H86ZM93 91V90H92ZM139 91V90H138ZM157 91V90H156ZM2 92V91H1ZM9 92H10V89H9ZM17 92V91H16ZM59 92V93H60ZM63 92V93H64ZM82 92V91H81ZM86 92V93H87ZM147 92V91H146ZM149 92V91H148ZM148 92H147V94H148ZM34 92H32V94H33ZM59 93L57 94L58 96H59ZM62 93V94H63ZM71 93V92H70ZM69 93V94H70ZM85 93V92H84ZM137 93V92H136ZM161 93V92H160ZM9 94V93H8ZM7 94V95H8ZM16 94V93H15ZM31 94V93H30ZM38 94V93H37ZM79 94H80V92H79ZM17 95V94H16ZM21 95H23V93L21 94L20 93V96ZM85 95V94H84ZM145 95V94H144ZM151 95V94H150ZM15 96V95H14ZM18 96V95H17ZM16 96V97H17ZM63 97H61V96H59V97H61V98H65L66 99V94H65V97H64V94L62 95ZM81 96V95H80ZM148 96V95H147ZM146 96V97H147ZM9 97V96H8ZM7 97V98H8ZM69 97V96H68ZM72 97H73V95H72ZM76 97V96H75ZM10 98V97H9ZM13 98H15V97H13ZM26 99V98H25ZM148 99H149V97H148ZM155 99V98H154ZM10 100H11V98H10ZM152 100V99H151ZM3 102H4V100H2ZM12 101V100H11ZM14 101V100H13ZM20 101H21V99H20ZM66 101H68V100H66ZM74 101V100H73ZM150 101V100H149ZM195 101V100H194ZM6 102V101H5ZM4 102V103H5ZM10 102V101H9ZM15 102V101H14ZM13 102V103H14ZM18 102V101H17ZM197 102V101H196ZM200 102V101H199ZM13 103L11 102V105L13 106ZM19 103V102H18ZM18 103H16V104H18ZM23 103V102H22ZM28 103V102H27ZM69 103V102H68ZM71 103V102H70ZM132 104V103H131ZM130 104V105H131ZM137 104H138V102H137ZM181 104V103H180ZM185 104V103H184ZM7 105V104H6ZM9 105V104H8ZM21 105V104H20ZM133 105V104H132ZM131 105V106H132ZM0 106H2V105H0ZM22 106V105H21ZM20 106V107H21ZM139 105H137V107H138ZM170 106V108H171V110H172V112H174L173 110H180L181 112H183V110L184 109H187L188 108V106H187V108H185V106H183V105H179V104H176V103H173L172 105H169ZM3 107V106H2ZM63 107V106H62ZM133 107V109H134V107H135V105H133L132 106ZM132 107L130 108V110H131V112H132ZM140 107V106H139ZM7 108V107H6ZM66 108V107H65ZM127 108H129V107H127ZM169 108V107H168ZM170 108L169 109H167L168 111L166 112L167 114H168V112H169V110H170ZM9 109H10V107H9ZM18 109H20V108H18ZM7 110V109H6ZM21 110V109H20ZM25 110V109H24ZM129 109H128V111H130ZM152 110V109H151ZM188 110V109H187ZM201 110V109H200ZM136 111H137V108H136ZM139 111V110H138ZM54 112V111H53ZM181 112H178V113H180V114H182ZM9 113V112H8ZM14 113V112H13ZM46 113V112H45ZM58 113V112H57ZM67 113V112H66ZM141 113V112H140ZM52 114V113H51ZM172 114V113H171ZM221 114V113H220ZM219 114V115H220ZM1 115V114H0ZM139 115H141V114H139ZM138 115V116H139ZM173 115V114H172ZM196 115V114H195ZM257 115H259V114H257ZM2 116V115H1ZM55 116V115H54ZM69 116V115H68ZM103 116V115H102ZM179 116V115H178ZM248 116V115H247ZM262 116H263V114H262ZM56 117V116H55ZM64 117V116H63ZM139 117H141L142 119H143V117L142 116H139ZM222 117V116H221ZM220 117V118H221ZM54 118V117H53ZM141 118H138L139 120L141 119ZM225 118V117H224ZM231 118V117H230ZM245 118V117H244ZM244 118H240V121H241V119L243 120ZM248 119H246V121H242V122H240L239 120L236 122V121H230V120H228V119H222L218 124H219V130H221V132L222 133H224L223 135L225 136V137H228V134H230V136H231V134L233 135V134H236V136H237V133L240 131V130H246L247 128L248 129H250L249 127H253L254 128V126H255V128L258 126L257 124H255V122L254 121H256V123H258V121H257V119H258V117H252L251 116V118H253V119H249V116L247 117ZM257 118V119H256ZM65 119H67V118H65ZM237 119V118H236ZM17 120V119H16ZM136 120V119H135ZM198 120V119H197ZM235 120V119H234ZM259 120V119H258ZM23 121V120H22ZM61 121V120H60ZM68 121V120H67ZM263 121V120H262ZM36 122V121H35ZM35 122H34V124H35ZM37 122H39V121H37ZM37 122H36V124H37ZM100 122V121H99ZM102 122V121H101ZM138 122V121H137ZM139 122H141V120L139 121ZM138 122V123H139ZM144 122V121H143ZM189 122V121H188ZM197 121H195L194 122V120H192V123L191 124H193V123H195V125L197 124L196 123ZM40 123V122H39ZM42 123V122H41ZM136 123V122H135ZM138 123H136V126H137V124ZM33 124V120H32V123H31V125ZM35 124V125H36ZM53 124V123H52ZM64 124V123H63ZM134 124V123H133ZM34 125V126H35ZM42 125V124H41ZM44 125V124H43ZM128 125V124H127ZM140 125H141V123H140ZM145 125H147V124H145ZM145 125H143V126H145ZM185 125V124H184ZM194 125V124H193ZM23 126V125H22ZM33 125L31 126V127H34ZM37 126V125H36ZM55 126V125H54ZM57 126V125H56ZM61 126V125H60ZM135 126V125H134ZM133 125H131L130 124V127H134ZM136 126L134 127V129H133V132L134 131H136L135 130V128H136ZM139 126V125H138ZM142 126V125H141ZM148 126V125H147ZM15 127V126H14ZM21 127V126H20ZM19 127V128H20ZM40 127V126H39ZM146 127V126H145ZM151 127V126H150ZM155 127H156V125H155ZM182 127H183V125H182ZM25 128H27V127H25ZM58 128L60 129V127H59V125H58ZM115 128V127H114ZM127 128V127H126ZM142 127H140V129H141ZM153 128V127H152ZM151 128V129H152ZM184 128V127H183ZM194 128V127H193ZM252 128V129H253ZM254 128V129H255ZM258 128V127H257ZM256 128V129H257ZM24 129V128H23ZM33 129H35V128H32L30 131H29V129L27 128V132H32V131H34ZM40 129V128H39ZM38 128H36V130H37V132H38V130H39ZM45 129H47V127L45 128ZM44 128H43V130L42 131H44L45 130ZM117 129H119V128H117ZM127 129H129V127L127 128ZM131 129V128H130ZM143 129L145 130V128L143 127ZM177 129V128H176ZM188 129V128H187ZM247 129V130H248ZM255 129V130H256ZM258 129H260V128H258ZM264 129V128H263ZM262 129V130H263ZM17 131H15L13 134H12V136H10V138H8V139H6L4 142H3V146H7V147H11L15 142H18L20 139H22V140H24L22 137H24L25 138V132L24 131H19L18 129H16ZM22 130V129H21ZM35 130V131H36ZM61 130V129H60ZM112 130V129H111ZM115 130V129H114ZM113 130V131H114ZM124 130V129H123ZM132 130V129H131ZM130 130V131H131ZM147 130V129H146ZM153 130V132H154V129H152ZM246 130V131H247ZM35 131H34V135H35ZM46 131V130H45ZM117 131V130H116ZM151 131V130H150ZM182 131V130H181ZM250 131H251V129L248 131V133L250 134ZM257 131V130H256ZM261 131V129L259 130V132ZM47 132V131H46ZM58 132V131H57ZM57 132H55L56 134H57ZM118 132H121L120 130L118 131ZM125 132H126V130H125ZM125 132H123L122 134H124L123 136H126L125 134H127V132L125 133ZM148 132V131H147ZM156 132V131H155ZM154 132V133H155ZM177 132V131H176ZM185 132V131H184ZM220 132V133H221ZM241 132V131H240ZM258 132V131H257ZM262 132H264V130L262 131ZM33 133V132H32ZM29 134V136L27 135V137L28 138H30V135L31 136H33L34 137V135L33 134ZM43 133V132H42ZM42 133H41V135H42ZM45 133V132H44ZM43 133V134H44ZM116 133V132H115ZM158 132H156V134H155V136L157 135V137H158V135L159 134H157ZM221 133V134H222ZM247 133V132H246ZM251 133H252V131H251ZM27 134V133H26ZM39 135H40V133H38ZM48 134V133H47ZM104 134V133H103ZM106 134H109L110 135V132L109 133H106ZM118 134V133H117ZM121 134V135H122ZM131 134V132L130 133H128L127 135H130ZM149 134H152V133H149ZM220 134V135H221ZM227 136H226V135ZM244 133H243V131H242V135L241 136H243V139L241 140L242 142L244 141V140H246V139H244V135H243ZM260 134V133H259ZM258 134V135H259ZM5 135V134H4ZM11 135V134H10ZM39 136V137H42V136ZM45 135V134H44ZM43 135V136H44ZM112 135V134H111ZM110 135V136H111ZM113 135H114V133H113ZM112 135V136H113ZM238 135H240L239 133H238ZM252 135V134H251ZM253 135H255L254 134V132H253ZM258 135H255V143H256V141H257V136ZM263 135V134H262ZM38 136V135H37ZM52 136V135H51ZM106 136V135H105ZM109 136V137H110ZM130 136H132V134L130 135ZM129 136V137H130ZM152 136V135H151ZM150 136V137H151ZM181 136V135H180ZM188 136V135H187ZM194 136H196V135H194ZM246 136V135H245ZM261 136V135H260ZM35 137H36V135H35ZM38 137V139L39 140H41L42 138H43V140H41V141H44V137H42V138H39ZM46 137V139L47 138H49V136L47 137V136H45ZM156 137V138H157ZM191 137V136H190ZM197 137V136H196ZM221 137H222V135H221ZM224 137V138H225ZM248 137H249V135H248ZM264 137V136H263ZM262 137V141H263V138ZM96 138V137H95ZM98 138V137H97ZM108 138V137H107ZM112 138V137H111ZM116 138V137H115ZM118 138H120V134L118 135V137H117V140L120 142V141H123L125 138H127L126 139V141H125V143H128L127 141L129 140L128 139V137L126 136L125 138H123V140H121V139H118ZM153 138H154V135H153ZM156 138H154V139H156ZM192 138V137H191ZM213 138V137H212ZM223 138V137H222ZM223 138V139H224ZM246 138H247V136H246ZM250 138H251V141H250ZM250 138H248L247 139V141H244V142H248V144L251 142L252 143V145L254 144V140H252V137H250ZM33 139V138H32ZM35 139V138H34ZM50 139V138H49ZM113 139H114V137H113ZM149 139H151V138H149ZM188 139V138H187ZM193 139V138H192ZM229 139V138H228ZM254 139V138H253ZM259 139H260V137H259ZM25 140H27V138L25 139ZM52 140V139H51ZM96 140V139H95ZM148 140V139H147ZM152 140V139H151ZM151 140H150V142H151ZM162 140H163V138H162ZM161 140V137L160 138H158V139H156V140H154L155 142L153 143V144H155L154 145V148H155V151L154 150H152V152L154 151V152H156L157 154L159 153V156H160V153H162L161 155H164L163 154V152H166V156H167V158L168 157H171V156H173V155H175V154H173L172 153V155H171V153H170V155L168 156V153H167V150H166V148H167V146L166 145H163V144H166V143H163L164 141H162ZM186 140V139H185ZM190 140V139H189ZM214 140V139H213ZM212 140V141H213ZM216 140H218V139H216ZM216 140H214L215 142H216ZM233 140H234V138H233ZM233 140H231V141H233ZM237 140H238V138H237ZM261 140V139H260ZM29 141V140H28ZM38 141V140H37ZM41 141H39V142H41ZM49 141V140H48ZM108 142V140H106V139H103V138H99L98 139V141L96 140V145H97V149H98V152L100 151H102L103 152V150H105L106 149V151H110L109 149H111V148H109L110 146H108L107 145V142ZM123 141V142H124ZM144 141L145 142H147L146 144H145V146L146 145H148V143H149V141H146V139H144ZM182 141V140H181ZM235 141V140H234ZM234 141H233V143H234ZM239 141H240V139H239ZM238 141V142H239ZM19 142H21V140L19 141ZM23 142H25L26 143V141H23ZM179 142V141H178ZM177 142V143H178ZM237 142V141H236ZM264 142V141H263ZM263 142H261V143H263ZM2 143V142H1ZM29 143V142H28ZM93 143L95 144V142L93 141ZM92 143V144H93ZM115 143H117L116 141H115ZM169 144H170V142H168ZM167 143V144H168ZM176 143V144H177ZM217 143L219 144V142L217 141ZM250 143V144H251ZM21 144V143H20ZM43 144V143H42ZM47 144V143H46ZM90 144V143H89ZM92 144H90L91 145V147H92ZM110 144V143H109ZM118 144V143H117ZM120 145H121V143H119ZM141 144H143V142L141 143ZM151 144V143H150ZM172 144L173 143H171V145L169 146L168 145V147H170L171 148V146H172ZM182 143H180V145H181ZM185 144V143H184ZM209 144H211V141L209 142ZM212 144H213V142H212ZM211 144V145H212ZM244 144H247V143H244ZM243 143H242V145H244ZM19 144L17 143V146H18ZM22 145H24V144H22ZM33 145V144H32ZM45 145V144H44ZM125 145V144H124ZM140 145V144H139ZM186 145V144H185ZM189 145V144H188ZM16 146V145H15ZM15 146H13L15 149H16V147ZM19 146H21V145H19ZM19 146H18V148H19ZM29 146V145H28ZM31 146V145H30ZM49 146V145H48ZM94 146V145H93ZM143 146V145H142ZM144 146V149H147V147H149V146H146L145 147ZM150 146H152V145H150ZM164 146H166V147H164ZM173 146H174V144H173ZM172 146V148H174V150L175 151H177V149H175L177 146L175 145V147H173ZM191 146V145H190ZM198 146V145H197ZM214 146V145H213ZM216 146V145H215ZM214 146V147H215ZM218 146V145H217ZM236 146H237V144H236ZM239 146H241L240 145V143H239ZM246 146V145H245ZM257 148H259V144L257 143ZM24 147H26V146H24ZM32 148H33V146H31ZM31 147H30V149H31ZM35 147V146H34ZM38 147H41L44 151L46 150V152H47V149L45 148V147H43L42 145L41 146H38ZM180 147V146H179ZM178 147V148H179ZM185 147V146H184ZM194 147H195V145H194ZM194 147H192V148H194ZM213 147V148H214ZM253 147V146H252ZM262 147V146H261ZM260 147V148H261ZM3 148V147H2ZM2 148H0L1 149V151H2ZM27 148V147H26ZM49 148V147H48ZM92 148H94V147H92ZM92 148H90V151H91V149ZM151 148V147H150ZM153 148V149H154ZM208 148H210V147H208ZM216 149H217V147H215ZM239 148V147H238ZM244 148V147H243ZM245 148H247V146L245 147ZM250 148V147H249ZM254 148V150H256L255 148L256 147H253ZM9 149H11L12 150V147L11 148H9ZM14 149V150H15ZM24 148L22 147V150H23ZM29 149V148H28ZM29 149V150H30ZM38 149V148H37ZM169 149V148H168ZM206 149H207V147H206ZM210 149H212V148H210ZM8 150V149H7ZM13 150V151H14ZM18 150V149H17ZM27 150V149H26ZM34 150V149H33ZM32 150V151H33ZM93 150V149H92ZM96 150V149H95ZM94 150V151H95ZM141 150V149H140ZM149 149H147V152H151V150H149ZM164 150H166V151H164ZM169 150H171V149H169ZM173 150V149H172ZM173 150V151H174ZM178 150H180V148L178 149ZM214 150V149H213ZM245 150H248V149H244L243 151H245ZM252 150V149H251ZM254 150H252V153H250L251 154V156H252V154H253V152H254ZM0 151V153H3V152H1ZM10 151V150H9ZM25 151V150H24ZM31 151V150H30ZM38 151H39V149H38ZM38 151H37V155H39L38 154ZM40 151H42V150H40ZM48 151H49V149H48ZM172 151V152H173ZM190 151V150H189ZM194 151V150H193ZM198 151V150H197ZM201 151V150H200ZM212 150H210V152H211ZM219 151H220V149H219ZM257 151V150H256ZM29 152V151H28ZM27 152V153H28ZM33 152H35V151H33ZM32 152V153H33ZM97 152V151H96ZM141 152V151H140ZM142 152H146V150H144L143 151V149H142ZM138 153L139 155L138 156H143V155H146V154H143V153ZM151 152V153H152ZM153 152V153H154ZM195 152V151H194ZM203 152V151H202ZM208 152H209V149H208ZM216 152V151H215ZM214 152V153H215ZM248 152H251L250 150L248 151ZM258 152V151H257ZM4 153H6V149H5V152ZM41 153V152H40ZM89 153V152H88ZM103 153H106V152H103ZM113 153V152H112ZM151 153H150V156L151 157H148V158H152V155H151ZM175 153H177V152H175ZM181 153V152H180ZM204 153L207 155L208 153H206V150H204ZM213 153V152H212ZM255 153V152H254ZM12 154V153H11ZM11 154H9V156H13V155H11ZM17 154V153H16ZM15 154V155H16ZM22 155H23V153H21ZM33 154H35V153H33ZM42 154V153H41ZM43 154H44V152H43ZM47 154V153H46ZM95 154V153H94ZM99 154V153H98ZM141 154H143V155H141ZM147 154H149V153H147ZM155 154V153H154ZM156 154V155H157ZM179 154V153H178ZM198 154V153H197ZM247 154V156H248V153H246ZM1 155V154H0ZM7 155H8V153H6V159H7ZM28 155H30V154H28ZM32 155V154H31ZM48 155V154H47ZM93 154H91V156H92ZM96 156H98L97 155V153L95 154ZM177 155V154H176ZM173 156V157H171V158H168V159H166L165 157L166 156H164L162 159H163V161H165L164 160V158L166 159V165H164V166H166V167H162V168H160V167H156V163L154 164L150 159V161L152 162H150L149 161V163H151L153 166H151L149 163V165L148 164H145V163H142L141 165H138V164H136V165H138L139 167H137V168H139V169H137V171L136 172H138L137 174H136V178H135V176H134V174L132 173V172H130V174H133V175H130L131 176V178H130V176L128 175V177L129 178H124V179H132V176L134 177L133 178V180L135 179V182L136 181H138V182H132L131 184H129V186L127 187V188H125V189H122V188H118L119 190H116L114 193H112L113 192V190H112V187H111V195H110V193L109 194H105V195H108V197L106 198H102V200L104 199V201L106 202H101V200H100V202H101V204L103 205V203H105L103 206L105 207H107L109 210H111L112 209V211L114 210V212H112L111 213V211H109L108 209H106V208H103V207H100V208H102V210H104L105 209V212H106V210H107V212L109 211L110 213H111V215L110 216H107V217H105L106 219H109V217L111 218L110 219V221L108 222V223H110L111 222V224H112V226H113V229L111 230V231H109L108 232V230H105L106 232H108L107 234H105L104 233V235H101V236H98V237H100L101 238V242H100V240H99V242L98 243H95L94 241H92V242H94V243H88L87 242V244H88V249H89V254H87V252H86V256L84 255V257H81L82 255H83V253H85V251L84 252H82V255L80 256L81 258H79V259H73V260H71V256H70V250H72V248H71V245L72 246H74V243H75V241L77 240V238L79 237V235L81 236V234H80V230H81V225L82 224H84V223H82L81 224V221H79L78 219H77V221H75V223H71L70 221H68L67 219H65V222L62 224V226H60V227H58L57 229H54V227L52 226V225H54V224H56L57 223V220L55 219V218H52V219H50L49 218V221L48 220H46V221H44L45 223H42L41 225H43L44 224V226H41V227H43L42 229H40V230H37V231H35L34 233H32V234H30L29 233V235H27L26 236V234H25V243H26V245L25 246H27L26 248V250H29V252H28V254L31 252V254H30V256H32L34 259H36V260H34V261H37L38 263L40 262V263H46V264H49V263H51L52 262V260H53V258L54 259H58V261H60L61 259H62V261L63 260H65L64 262H66V264H78V262L80 261V260H82V258H84V261H85V263L84 264H146L148 261H150L151 259L153 260V259H155L156 258V261H157V258H158V256H160V254H162L161 252H163V251H161L160 249H159V247L161 246V244H163V243H165V241L163 242V240L164 239H162V235H161V233H158V229H157V227L159 226L158 224L160 223L159 221H160V219H162V221H161V224L163 223L164 225H166V227H169L168 229L169 230H171V231H174V230H177L178 228H180V227H182L181 226V224H183L182 222V219H183V217H184V213H182V211L178 208V206L176 205V202H175V199H177V198H179L178 200H180V199H182L183 201L184 200H189V201H192V203L193 204H191V202H190V204H191V207L190 206H188L191 210H189L188 208V212H189V214H190V211L192 212L191 213V216H190V223H193V222H195V220H197V222H201V224L204 222V212H203V210L204 209H202V207H201V205H202V203H203V201H204V198H205V196H208V195H206L207 193H209L211 190H212V193H213V190L214 189H212L213 188V185H211L212 184V178L211 177H213L211 174H208V172H206V174H205V172L203 173V172H201V169H199L200 171H197V170H195V171H192L191 169H189V168H184V166H186L185 164L184 165H182L181 166V162H180V158L179 157H177V156ZM214 155V154H213ZM215 155H217L218 156V154L216 153ZM254 155V154H253ZM258 155H259V153H258ZM258 155H256V156H258ZM260 155H262V154H260ZM259 155V156H260ZM5 156V155H4ZM24 156V155H23ZM39 156H42V155H39ZM96 156L94 157V155H93V159L94 158H96ZM100 156H101V154H100ZM137 156V155H136ZM154 156V155H153ZM179 156H180V154H179ZM251 156L249 157L248 156V158H251ZM256 156H255V159H256ZM18 157H21V156H17V159H14V160H17V162H19L20 160V158H18ZM88 157V156H87ZM99 157V156H98ZM103 157V156H102ZM162 157V156H161ZM208 157H209V155H208ZM4 158V157H3ZM4 158V159H5ZM15 158H16V156H15ZM25 158H28L27 157V155L25 156ZM24 157H23V159H25ZM33 158V157H32ZM100 158V157H99ZM105 158V157H104ZM187 158V157H186ZM201 158V157H200ZM216 158H218V157H216ZM10 159H12L11 157H10ZM9 159V160H10ZM34 159V158H33ZM90 159V158H89ZM101 159V158H100ZM138 159H139V157H138ZM152 159H154V158H152ZM159 159H161V158H159ZM192 159V158H191ZM224 159V158H223ZM253 159V158H252ZM252 159H250V162L249 163H251V160ZM254 159V160H255ZM259 159H261V158H259ZM263 160H264V157L262 158ZM9 160H8V162H9ZM13 159H12V163H10V164H12V165H14V163H13V161H14ZM19 160V161H18ZM29 160H31L30 159V157H29ZM29 160H26L27 162H29ZM96 160H98V159H96ZM103 160V159H102ZM157 160H158V157H157ZM181 160H182V158H181ZM187 160V159H186ZM219 159H217V161H218ZM220 160H221V158H220ZM220 160H219V162H220ZM249 159H247V161H248ZM1 161V160H0ZM7 161V160H6ZM11 161V160H10ZM23 161V160H22ZM25 161V162H26ZM48 161V160H47ZM89 161V160H88ZM93 161V160H92ZM143 161H145V160H143ZM154 161V160H153ZM155 161H156V158H155ZM161 161V160H160ZM160 161H159V163H160ZM187 161H189V159L187 160ZM256 161V160H255ZM3 162H5V161H3ZM15 163H16V161H14ZM32 162V161H31ZM96 162V161H95ZM156 162H158V161H156ZM184 162V161H183ZM217 163V162H215L213 165H220L221 166V164L220 163ZM222 162V161H221ZM228 162V161H227ZM252 164H250L249 165V163H248V165H249V167H247L246 169V171H239V172H236V173H233V175H231L230 174V176L227 178V182L225 181H223L224 182V184H226L227 185V192H222V191H220V194H221V196L222 197H224V198H226L224 201H226L227 202V200H228V203L226 204H224L225 205V207L223 206L222 208H224L223 209V211H226L227 212V214H229V216H223L225 219H226V217H228V221H226V222H228V223H230L231 225L233 224V225H236V224H238V223H241V222H250V225L248 226V227H252V226H254L258 221H260V220H264V215H262V217L260 216L261 215V213L263 214V210H264V161L263 162H254L253 160H252ZM73 163H75L74 161H73ZM90 163V162H89ZM117 163V162H116ZM138 163V162H137ZM146 163H147V161H146ZM159 163H158V165H159ZM162 163L164 164V162H162L161 161V163H160V165H162ZM188 162H186V164H187ZM217 163V164H216ZM18 164V163H17ZM46 165H47V163H45ZM44 164V165H45ZM140 164V163H139ZM144 164V165H143ZM183 164V163H182ZM208 164H210V163H208ZM7 165V164H6ZM18 165H20V166H17V168H19V167H21V169L20 170H22L23 168H25L24 167V165H23V162H21L20 161V163L18 164ZM44 166V167H46L47 168V166ZM72 166H73V164H71ZM83 165V164H82ZM154 165H155V167H154ZM9 166V165H8ZM52 166V165H51ZM74 166L76 167V165L74 164ZM196 166V165H195ZM23 167V168H22ZM75 167H74V169H75ZM78 167V166H77ZM1 168V167H0ZM51 168V167H50ZM70 168V167H69ZM72 168V167H71ZM82 168V167H81ZM135 168V167H134ZM197 169H198V167H196ZM214 168V167H213ZM212 168V169H213ZM26 169V168H25ZM49 169V168H48ZM73 169V168H72ZM82 169H84V167L82 168ZM82 169H80L81 171H83ZM211 169V168H210ZM216 169H217V167H216ZM244 169V168H243ZM17 170H19V169H17ZM27 170V169H26ZM30 170V169H29ZM43 170V169H42ZM51 170H53L52 168H51ZM50 170V171H51ZM140 170V171H139ZM240 170H242V169H240ZM23 171H25V170H23ZM23 171H21L22 172V174H23ZM70 171V170H69ZM71 171H74V170H71ZM78 171V170H77ZM80 171V172H81ZM203 171V170H202ZM209 171V170H208ZM48 172V171H47ZM46 172V173H47ZM76 172V171H75ZM84 172V171H83ZM83 172H82V174H83ZM214 172H215V170H214ZM24 173H26V172H24ZM78 173V172H77ZM210 173V172H209ZM9 174V173H8ZM16 174H18L17 173V171H16ZM55 174V173H54ZM57 174V173H56ZM127 174V173H126ZM1 175H4V174H2L1 173ZM0 175V176H1ZM6 175V174H5ZM51 175V174H50ZM209 175V176H208ZM210 175H211V177H210ZM18 176V175H17ZM45 176V175H44ZM46 176H49V175H46ZM45 176V177H46ZM52 176V175H51ZM127 176V175H126ZM16 177V176H15ZM58 177V176H57ZM225 177H226V175H225ZM1 178V180L3 179L2 177H0ZM19 178V177H18ZM119 178V177H118ZM13 179V178H12ZM29 179V178H28ZM27 179V180H28ZM45 179V178H44ZM119 179H121V177L119 178ZM119 179H117V180H119ZM124 179H123V181H124ZM55 180V179H54ZM114 180V179H113ZM223 180V179H222ZM224 180H225V178H224ZM24 181V180H23ZM30 181V180H29ZM43 181V180H42ZM126 181V180H125ZM112 182V181H111ZM122 182V181H121ZM127 182V181H126ZM131 182V181H130ZM120 183V182H119ZM214 183H215V181H214ZM30 184V183H29ZM111 184H115V182L113 183H111ZM128 184V183H127ZM116 185V184H115ZM7 186V185H6ZM111 186V185H110ZM119 186V185H118ZM214 187H215V184H214ZM116 188V187H115ZM218 190V189H217ZM220 190V189H219ZM224 190V191H225ZM109 192V191H108ZM211 193V194H212ZM137 195V196H136ZM139 195H141V197L139 196ZM210 195V194H209ZM219 195V194H218ZM102 196H103V194H102ZM102 196H100V197H102ZM140 198H139V197ZM61 197V196H60ZM25 198V197H24ZM26 198H27V196H26ZM53 198V197H52ZM48 199V198H47ZM209 199V198H208ZM26 200H30V199H26ZM25 199H21L18 203H17V207H14V205H13V207H14V210H16L15 208H17V212H16V215H23V214H26V211H28V210H32V209H27L31 204L29 203L28 204V202L26 201ZM55 200V199H54ZM98 200H99V198H98ZM178 200H176V201H178ZM210 200V199H209ZM189 201H187V202H189ZM53 202V201H52ZM99 202V201H98ZM97 202V203H98ZM73 203H75V201H73ZM72 203V204H73ZM179 203V202H178ZM224 203V202H223ZM34 204V203H33ZM101 204H100V206H101ZM187 204H189V203H187ZM43 205V204H42ZM48 205H49V203H48ZM52 205H53V203H52ZM75 205V204H74ZM98 205V204H97ZM205 205V204H204ZM99 206V205H98ZM33 207V206H32ZM56 207V206H55ZM182 207V206H181ZM206 207V206H205ZM33 208H36V207H33ZM43 208H45V207H43ZM53 208V207H52ZM73 208H77L76 206H74ZM93 208V207H92ZM116 208V209H115ZM46 209V208H45ZM54 209V208H53ZM57 209V208H56ZM99 209V208H98ZM122 209V210H121ZM123 209H124V212L125 211H128L129 212V210H131V212H133L134 214H135V216H136V218H137V224L139 225V227L137 226V225H132L133 227H131V226H129V223H127V221H126V223H125V221H123V219H125V217L123 216L124 214L121 212V211H123ZM125 209H127V210H125ZM186 209V210H187ZM221 209V208H220ZM42 210V209H41ZM40 210V211H41ZM66 210V209H65ZM75 210V209H74ZM86 210V209H85ZM96 210V209H95ZM222 210V209H221ZM33 211H34V209H33ZM35 211H36V209H35ZM38 211H39V209H38ZM44 211V210H43ZM51 211V210H50ZM57 211V210H56ZM98 211V210H97ZM223 211H221V212H223ZM102 212H104V211H102ZM108 212V213H109ZM207 212V211H206ZM108 213L106 214V215H108ZM109 213V214H110ZM133 213H132V216H133ZM204 213V214H203ZM224 213V212H223ZM35 214H37V211H36V213H34V215ZM68 214H70L69 212H68ZM67 214V215H68ZM77 214V213H76ZM80 214V213H79ZM103 214H105V213H103ZM102 214V215H103ZM189 214H186L187 216L189 215ZM222 214V213H221ZM260 214V215H259ZM106 215H104V216H106ZM223 215V214H222ZM225 215V214H224ZM258 215H259V217H258ZM79 216V215H78ZM122 216H123V219H122ZM189 217V216H188ZM64 218V217H63ZM67 218V217H66ZM79 219H80V217H78ZM133 218L135 219V217L133 216ZM206 218V217H205ZM100 219V218H99ZM105 219V220H106ZM129 219V218H128ZM62 220H64V219H62ZM136 220V219H135ZM186 220V219H185ZM187 220H189V219H187ZM107 221V220H106ZM193 221V222H192ZM206 221V220H205ZM58 222H59V220H58ZM61 222H63V221H61ZM105 222V221H104ZM187 223H189L188 221H187ZM32 224V223H31ZM60 224V223H59ZM185 224V223H184ZM195 224V223H194ZM193 224V225H194ZM39 225V226H38ZM38 225H36V226H38V227H40V223H38ZM191 225V224H190ZM207 225V224H206ZM244 225V224H243ZM29 226V225H28ZM31 227H33L34 228V226H33V224L32 225H30ZM29 226V227H30ZM84 226H85V224H84ZM105 226H107V225H105ZM111 226V225H110ZM109 226V227H110ZM256 226V225H255ZM37 227V228H38ZM99 226H97V228H98ZM192 227V226H191ZM245 227V226H244ZM32 228V229H33ZM96 228V229H97ZM102 228V230H103V228L104 227H100V229ZM195 228V227H194ZM31 229V230H32ZM36 229V228H35ZM35 229H33V230H35ZM39 229V228H38ZM84 229V228H83ZM82 229V230H83ZM85 229H86V227H85ZM84 229V230H85ZM106 229V228H105ZM107 229H108V227H107ZM111 229V228H110ZM191 229V228H190ZM26 230H29V228L28 229H26ZM32 230V231H33ZM84 230H83V232H84ZM98 230V229H97ZM96 230V231H97ZM101 230V231H102ZM86 231V230H85ZM101 231H97V232H99V234L100 233H102ZM82 232V231H81ZM90 232V231H89ZM104 232V231H103ZM248 232V231H247ZM25 233V232H24ZM89 234V233H88ZM95 234V233H94ZM103 234V233H102ZM85 235V234H84ZM97 235H98V233H97ZM24 236V235H23ZM162 236V237H161ZM82 237V236H81ZM80 237V238H81ZM85 237H87V236H85ZM84 237V240H86V238ZM92 237V236H91ZM127 238L128 239H130V240H132V245L130 246V247H124V246H121V245H123L122 244V242H124V241H126L127 240ZM155 238H156V240H155ZM23 238H21V240H22ZM95 239H97V238H95ZM87 240H89L88 238H87ZM166 240V239H165ZM91 241V240H90ZM96 241V240H95ZM23 242V241H22ZM166 242H167V240H166ZM207 242V241H206ZM24 243V244H25ZM130 243V242H129ZM167 243H165L164 245H166ZM78 245V244H77ZM163 245V246H164ZM129 246V245H128ZM163 246H161V247H163ZM78 247L79 246H77L76 248L78 249ZM160 247V248H161ZM165 247V246H164ZM24 248V247H23ZM172 248V247H171ZM77 249H75V251L77 250ZM88 249H87V251H88ZM164 249V248H163ZM170 249V248H169ZM192 249V246H187L186 248H185V250H183V251H186V250H191ZM86 250V249H85ZM166 250V249H165ZM193 250V249H192ZM254 250V249H253ZM264 250V249H263ZM79 250H77L75 253H77ZM72 252V251H71ZM73 252H74V250H73ZM250 252V251H249ZM263 252V251H262ZM74 253V254H75ZM79 253H80V251H79ZM79 253H78V256H79ZM91 253V254H90ZM166 252H164V254H165ZM168 253H172V254H174L173 252H168ZM184 252H182V254H183ZM255 253V252H254ZM25 254V253H24ZM73 253H71V255H72ZM73 254V255H74ZM167 254V253H166ZM165 254V255H166ZM179 254V253H178ZM22 255H23V253H22ZM27 255V254H26ZM72 255V256H73ZM168 255V254H167ZM165 256L164 257V259H163V261H162V263L163 262H168V263H175V261H176V259L177 258H175L176 256H173V257H170V256ZM70 256V257H69ZM77 256V255H76ZM180 256V255H179ZM182 256V255H181ZM73 257H75V255L73 256ZM72 257V258H73ZM204 257V256H203ZM27 258V257H26ZM29 258V257H28ZM76 258H78V257H76ZM160 258V257H159ZM158 258V259H159ZM161 258H163L162 256H161ZM174 258V259H173ZM39 259H42V260H39ZM52 259V260H51ZM60 259V260H59ZM260 259V258H259ZM30 260V259H29ZM51 262H50V261ZM55 261V260H54ZM57 261V262H58ZM180 261V260H179ZM30 262V261H29ZM48 262V263H47ZM56 262V263H57ZM81 262V261H80ZM79 262V263H80ZM151 262V261H150ZM178 262V261H177ZM176 262V263H177ZM6 263V262H5ZM4 263V264H5ZM12 263V262H11ZM27 263V262H26ZM32 263V262H31ZM34 263V262H33ZM32 263V264H33ZM37 263V264H38ZM82 263V264H83ZM152 263V262H151ZM158 263H160V261L158 262ZM157 263V264H158ZM260 263V262H259ZM7 264V263H6ZM53 264V263H52ZM61 264H62V262H61ZM65 264V263H64ZM147 264H149V263H147ZM153 264V263H152Z\"/></svg>",
  "mask_w": 264,
  "mask_h": 264
}]
</instances>
